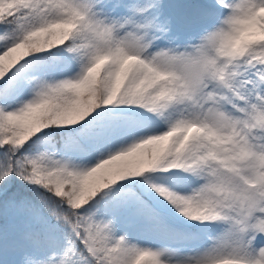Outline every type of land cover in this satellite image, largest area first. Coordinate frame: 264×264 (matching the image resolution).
<instances>
[{"label": "snow or ice", "instance_id": "6c2138e0", "mask_svg": "<svg viewBox=\"0 0 264 264\" xmlns=\"http://www.w3.org/2000/svg\"><path fill=\"white\" fill-rule=\"evenodd\" d=\"M0 264H264V0H0Z\"/></svg>", "mask_w": 264, "mask_h": 264}, {"label": "rangeland", "instance_id": "374dc122", "mask_svg": "<svg viewBox=\"0 0 264 264\" xmlns=\"http://www.w3.org/2000/svg\"><path fill=\"white\" fill-rule=\"evenodd\" d=\"M166 3H187L186 0H165Z\"/></svg>", "mask_w": 264, "mask_h": 264}]
</instances>
